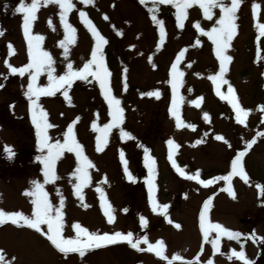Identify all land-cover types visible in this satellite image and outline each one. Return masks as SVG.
Instances as JSON below:
<instances>
[{
  "label": "rangeland",
  "instance_id": "rangeland-1",
  "mask_svg": "<svg viewBox=\"0 0 264 264\" xmlns=\"http://www.w3.org/2000/svg\"><path fill=\"white\" fill-rule=\"evenodd\" d=\"M71 2L74 7L66 20L76 29V40L67 45V56L60 47L65 32L58 5L38 9L31 34L43 37L41 48L54 61V75L65 74L68 63H72L74 69H81L91 60L96 46V39L79 15L84 12L83 20L91 21L107 41L102 51L110 72L108 87L111 97L120 104L110 108L99 83L91 76L73 80L67 100L64 89L53 96L39 98L37 103L46 112L47 122L53 125L47 130L50 143H63L72 124L76 142L93 165L87 169L89 180L81 189L82 199L75 194L78 181L74 173L79 164L75 152H62L53 169L57 179L44 183L43 165L36 159L41 152L32 124L30 101L25 96L28 74H12L4 63L7 59L12 67L20 68L29 62L23 13L14 11L20 0H0V32H3L0 35V210L31 216L34 197L26 193L32 190L31 182L37 180L43 184L51 204L60 206L63 197L66 237L76 235L72 228L75 223L101 235L132 232L134 242L137 238H147L153 245L163 241L166 259L147 251L146 244L141 243L139 247L144 250L137 251L126 242L88 250L84 257L78 253L65 255L55 249L46 236L6 220L0 225V250L6 261L10 264H168L173 256H179L173 264H244L233 255V252L243 251L248 261L264 264V192L257 187L264 188V135H258L264 133V111H261L264 106V37L257 40L255 27L257 23H264V0H240L235 21L237 33L226 53L232 57L224 76L228 83L217 82L224 96L228 95L231 85L237 102L248 111L244 124L236 122V113L228 100L216 94L217 84L209 79L219 71V61L215 46L207 35L201 34V29L209 32L217 26L219 8L213 9L208 19L199 4H193L186 10L183 27H178L173 4H158L156 16L163 21L164 29L161 43L160 27L150 11L151 0L145 3L141 0ZM225 2L230 3V0ZM28 3L30 0H25V4ZM253 5H260L255 19ZM9 44L12 45L11 56ZM173 64L183 73L176 93L180 98V128L176 127L175 116L169 111L173 107L170 83ZM37 84L47 86V75L42 74ZM155 91L160 92L159 99L147 95ZM117 107L122 109L120 123L108 131L107 142H102L101 150L97 151V137L103 136L100 129L113 123L110 113ZM205 113L208 120L204 119ZM94 124L97 130L93 129ZM121 130L134 138L122 135ZM217 135L223 139L216 140ZM170 139L178 145L171 150L172 161L168 159L167 141ZM197 140L201 143L197 144ZM5 146L15 153L11 159L4 153ZM144 148L149 149V156L156 162L152 176L154 199L159 205H169L167 219L159 212L154 213L149 204ZM121 152L126 164L121 161ZM239 152H245L242 166L248 183L234 176L229 184L214 181L205 187L196 179H185L172 164L174 161L186 175L199 172V180H214L232 170L231 161ZM125 166L133 176L132 181L125 175ZM227 187L232 188L235 198L221 191ZM102 197L112 208L111 224L101 207ZM209 198L208 220L241 233L239 240L221 236L218 250H214L211 243L217 234L213 232L205 240L199 226L200 213ZM141 216L147 221L145 226L140 223ZM42 228L46 230V226Z\"/></svg>",
  "mask_w": 264,
  "mask_h": 264
},
{
  "label": "snow or ice",
  "instance_id": "snow-or-ice-1",
  "mask_svg": "<svg viewBox=\"0 0 264 264\" xmlns=\"http://www.w3.org/2000/svg\"><path fill=\"white\" fill-rule=\"evenodd\" d=\"M93 0H81V3L91 4ZM146 0H141V3H145ZM152 8L150 11L153 13L152 19L157 23L160 27V40L161 43L164 40V29H163V21L157 19L156 16V6L158 4H168L171 3L176 8V20L178 27H183V20L186 18V10L191 7L193 4H199L200 9H203V14L205 18L211 19L212 10L215 8H219L221 15L216 20V27H213L211 31L204 32L201 29L202 35H207L208 39L211 40L212 44L215 46V55L217 60L219 61V71L209 77V79L213 82V84L220 83L227 84L228 81L224 79L225 72L227 70V64L232 60V57L227 55V50L230 46V42L233 37L237 33V25L236 21V13L240 3V0H230V3H226L225 0H151ZM58 5L60 9V21L64 27V39L60 42V47L64 49L65 55L67 56L68 47L67 45H71L76 40V29L67 22L66 17L68 13L73 9L74 5L71 0H30V3L25 4V0H20V4L15 8V13H23V33L25 40L27 41L28 46V63L20 68L12 67L8 60L5 59V66L10 69L12 74L19 73L20 75H24L26 72L29 77V82L27 84V91L25 92V96L29 99V110L31 112L32 124L36 130L37 144L38 149L41 152V155L37 156V160L43 165V176L44 183H49L57 179L54 174V165L57 159L60 157L61 153L65 150L69 152H75L77 160L79 164L75 169L74 176L76 181L75 184V194L82 199L81 189L88 183V171L87 169L93 167L92 163L83 155L82 146L76 142L75 136L73 134L72 124L68 126V130L65 133L64 142L61 143L57 141L56 143H50V137L48 135L47 130L52 128L53 125L47 122V114L46 112L39 106L37 101L41 96H53L56 92L64 89V97L68 99V88L72 86L73 80L81 79L84 80L88 76L93 77L98 83L101 89V93L104 96L105 100L108 102L109 107L118 106L120 101L118 99H114L110 95L109 87H108V78L110 76V72L108 68L104 64L103 58V45L107 43V41L96 31V29L92 26L91 21L83 20L85 17L84 12H80L79 15L82 18V22L86 24L89 30L92 33V36L96 39V46L92 49L91 52V60L86 62L81 69H74L72 63L67 64V72L63 75H54L55 69L53 67V59L47 51L42 50L41 41L43 37L40 35L31 34V28L33 21L37 19L36 12L41 6L47 5ZM260 5H253V18L255 19L257 16V9ZM107 19V17H105ZM51 25V21H49ZM196 27L200 29V25L197 24ZM255 27L258 29L257 40L261 37H264V23H257ZM0 35H3V32H0ZM199 43V41L197 42ZM9 48V56L13 54L12 45H8ZM184 52L180 53V56H183ZM180 57H177L179 61ZM47 75L48 85L45 87H41L37 84L38 78L42 75ZM183 75L182 72L177 71L176 64L172 65V80L170 81L172 90H173V107L169 109V111L175 116L176 119V127L180 128L182 126V121L179 115V99L176 95L178 88L180 87V77ZM216 94L220 96L221 99H227L229 104L231 105L233 111L236 113L235 119L239 124H244V117L248 115V111L243 109L240 104L237 102V97L233 93V89L231 85L228 86V95L224 96L219 91V85L217 84ZM148 96H155L157 99L160 98V92H149ZM35 97V99H33ZM199 106V105H197ZM261 111H264V106H261ZM122 109L119 107L112 113L113 123L107 124L100 131L103 133V136L97 137V151L101 150V143L107 142L108 131L118 125L120 123ZM208 114H204V119L208 120ZM75 121H73V124ZM189 128L194 129V125H184ZM93 129H96V125H93ZM122 131V135L128 136L129 139H133L130 134ZM258 135H264V133H258ZM216 140H222L223 137L217 135L215 137ZM197 144L201 143L200 140L196 141ZM227 143V141H225ZM167 144L169 145L170 151L168 159L172 161V153L171 150L178 147V145L174 144L173 140H168ZM248 148L251 147V143L248 144ZM144 160L145 167L148 169L149 178L145 181L148 185V200L149 204L152 207V211L154 213L159 212L160 215H165V219H167L166 212L169 205H159L154 199L155 193V185L152 180V176L154 173L155 160L149 156V149L144 148ZM4 153L7 154V158L11 159L15 153L8 146L4 147ZM245 156V152H239L236 157L231 161L232 170L223 176H217L214 180H199V172L196 175H186L173 161V167L176 168L177 172L184 176L185 179L189 180H198V183L207 187L212 184L214 181H224L225 184H229L234 176H239L241 180L245 183H248V176L242 166V158ZM120 158L123 163L126 164L124 153H120ZM125 175L127 178L132 181L133 176L128 171L125 166ZM32 190L27 192L26 195L34 197L31 200L33 205L31 216L24 215L21 212H5L0 210V225H3L6 220H10L11 223L17 227L27 226L29 229H34L37 233H40L42 236H46L47 240L51 242V245L55 247L60 253L67 255L68 253H78L81 257L85 256L86 251L91 249H98L102 246H106L109 244H116L119 242H126L131 248L137 251H143L139 245L141 243L147 245V251H154L155 254L161 259H166L163 255L164 253V243L163 241H157L154 245L149 243L147 238L140 239L137 238L135 242L133 241V233L128 232L126 235L117 231L112 235L107 233L101 235L97 232H90L87 228L82 227L79 223H75L72 225V228L75 229L76 235L74 237H66L63 234L64 223H63V214H62V206L64 203L63 197L60 200V206L53 205L48 200V195L44 191V186L37 180H33L31 182ZM257 187L261 192H264V188H261L259 185ZM100 191V189H97ZM221 191H227L230 196L235 198L233 190L231 187L222 188ZM101 207L104 210V215L107 217L108 223H113L114 216L112 214V208L107 203V201L102 197ZM211 198L208 201L204 202V211L200 213V230L204 235L205 240H208L211 233L215 232L217 235L214 239H212L211 243L214 250H218V243L221 236H226L229 240L236 239L239 240L241 237V233L233 232L226 229L220 223H212L208 220L206 215L207 210L209 208ZM87 207V205H84ZM124 211H127L125 209ZM140 223L142 226H145L147 221L143 216L140 217ZM169 223L171 221L169 220ZM42 226H46L42 228ZM177 228L180 225H176ZM255 239V237H253ZM233 255L236 256L237 259L244 262V264H253L245 257L243 251L241 252H233ZM231 258V257H230ZM180 259L179 256H173L171 260L168 261V264H173L174 261ZM0 264H10V262L6 261L5 255L2 250H0ZM190 264H194V262H190ZM211 264V262H209Z\"/></svg>",
  "mask_w": 264,
  "mask_h": 264
}]
</instances>
